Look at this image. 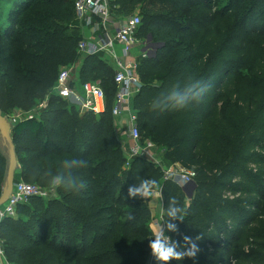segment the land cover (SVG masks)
Returning a JSON list of instances; mask_svg holds the SVG:
<instances>
[{
    "label": "trees",
    "instance_id": "trees-1",
    "mask_svg": "<svg viewBox=\"0 0 264 264\" xmlns=\"http://www.w3.org/2000/svg\"><path fill=\"white\" fill-rule=\"evenodd\" d=\"M10 2L0 24V110L22 112L12 131L15 182L49 189L44 172L76 159L84 165L70 175L86 187L18 203L15 216L0 220L5 260L159 264L148 247V200L128 197L129 186L155 178L163 208L172 196L186 205L168 236L180 243L201 237L194 258L171 264H264V0H109L112 16L139 10L137 37L161 44L138 58L141 87L132 99L141 141L162 150L161 164L136 155L128 166L111 114L115 69L101 52L78 53L75 0ZM79 60V81H98L104 90L103 112L80 113L53 90L59 68ZM195 80L211 84L199 103L153 110L155 100ZM170 164L194 170L190 197V188L162 179ZM4 169L0 155V194Z\"/></svg>",
    "mask_w": 264,
    "mask_h": 264
},
{
    "label": "built area",
    "instance_id": "built-area-1",
    "mask_svg": "<svg viewBox=\"0 0 264 264\" xmlns=\"http://www.w3.org/2000/svg\"><path fill=\"white\" fill-rule=\"evenodd\" d=\"M75 18L86 25H93L94 31L101 29V34L92 38L80 39L77 43V51L81 56L93 55L96 53H108L115 63L113 81L116 85V91L111 106V114L115 119L116 131L123 137L128 138L124 141V151L126 163L136 155H141L161 164V158L152 155L154 144L148 140L141 141L140 132L137 127L136 113L130 109V102L136 93L140 90L141 82L137 75L138 59H129L130 51L135 46H143V42L137 37L138 26L141 21L140 14L135 12L127 19H123L113 35H109L108 29L112 21V14L109 7V0H75L74 2ZM94 19L97 22H93ZM122 46L121 55L114 51V44ZM147 50L142 49L140 57L147 55ZM139 58V57H138ZM54 92L63 99L73 101L80 113L91 111L94 113L103 112L106 109L105 93L98 81L79 82L74 76L73 65H65L59 68L56 82L53 86ZM45 101L38 105L37 109L44 107ZM18 111V110H17ZM21 111L16 115H10L16 122L20 119ZM31 117V115H30ZM126 118V119H124ZM121 120L127 121V127ZM195 172L193 169H187L179 164H170L164 167L163 180L175 179L184 183L193 181ZM55 194L52 188H42L36 184L19 180L14 183L11 195L0 207V220L6 216H15L18 203L25 202L30 196L50 197ZM0 264H10L3 255L0 246Z\"/></svg>",
    "mask_w": 264,
    "mask_h": 264
},
{
    "label": "clouds",
    "instance_id": "clouds-1",
    "mask_svg": "<svg viewBox=\"0 0 264 264\" xmlns=\"http://www.w3.org/2000/svg\"><path fill=\"white\" fill-rule=\"evenodd\" d=\"M210 88L211 84L201 80H195L183 89L176 87L163 99L155 100L153 110L180 111L188 109L190 106L199 103ZM83 165V161L66 159L62 162L59 172L53 174L51 170H47L44 172V176L53 190L63 187L69 191H79L86 185L82 180L71 176L70 170ZM128 197L159 200L162 198L160 184L155 178H141L137 184L129 186ZM185 215L186 205L181 206L175 196L170 197L166 209L161 206V221H157L151 228L152 236L149 238L148 244L151 255L159 264H171L172 261H181L186 257L194 258L199 251L196 241L201 239L200 236L195 239L184 236L183 243H180L166 234L165 228L168 232H176L177 225L172 221H183ZM165 218H167L166 223Z\"/></svg>",
    "mask_w": 264,
    "mask_h": 264
},
{
    "label": "water",
    "instance_id": "water-1",
    "mask_svg": "<svg viewBox=\"0 0 264 264\" xmlns=\"http://www.w3.org/2000/svg\"><path fill=\"white\" fill-rule=\"evenodd\" d=\"M17 122L8 114L0 110V155L4 159L5 169L2 179V190L0 194V206H2L11 195L15 179L19 174V163L17 160V154L14 142L12 140V131ZM183 187L190 186L188 196H191V190L195 186L194 181L190 183H184L179 181ZM145 264H151L150 260H147Z\"/></svg>",
    "mask_w": 264,
    "mask_h": 264
},
{
    "label": "crops",
    "instance_id": "crops-1",
    "mask_svg": "<svg viewBox=\"0 0 264 264\" xmlns=\"http://www.w3.org/2000/svg\"><path fill=\"white\" fill-rule=\"evenodd\" d=\"M8 1L5 2V0H0V18H2V16L4 15V13L6 15L8 13V11L10 10V7L9 8H5L4 7L5 4L6 5L12 4L10 2V0H8ZM136 12H137V10H136ZM134 13H135V11H134ZM123 19H124L123 17L112 16V21H111L110 25L108 26L109 27V29H108L109 30L108 31L109 35H113L114 34V32H115V30H116V28L118 26V23L121 22ZM93 22L95 23V22H97V20L94 19ZM77 23H78V25L80 27V32H81L82 39H84V38H92V37L97 36V35H99V34L102 33L101 32V29H97L96 31H94L93 25H95L96 23L93 24V25H86V24H84V22H80V21H78ZM142 49L143 48L141 46H135V47H133L131 49V51H130V56L127 57L128 58L127 60H129V59H138V57H140V54H141ZM121 50H122V46L120 44H118V43H115L114 44V51H115V53L118 56L121 55V53H122ZM102 59L104 61L108 62L109 64H111L115 68L114 60H113L112 57L109 56L108 53H103ZM81 66H82V61L81 60H79L78 62H76L75 64H73V67H74V76L77 78L78 81H79V71H80ZM130 109L131 110L133 109L132 100L130 102ZM124 119H126V118H124ZM118 122H122L123 125L125 127H127V121L126 120H121V121H118ZM154 153H157V152H154ZM156 156L159 157L160 155H157L156 154ZM147 200L149 201L150 211H153L152 212V217H151V223H149L150 224L149 225L150 226V230H151V228L157 222V220L158 221H161L160 217H161L162 200L161 199H159V200H157V199H151V198L150 199H147ZM154 212L157 213L158 218L157 217L154 218V216H153L154 215ZM166 234H167V232H166Z\"/></svg>",
    "mask_w": 264,
    "mask_h": 264
},
{
    "label": "rangeland",
    "instance_id": "rangeland-1",
    "mask_svg": "<svg viewBox=\"0 0 264 264\" xmlns=\"http://www.w3.org/2000/svg\"><path fill=\"white\" fill-rule=\"evenodd\" d=\"M5 8H9V7H11V4L10 5H6L5 4V6H4ZM136 12V11H135ZM137 13H139L140 14V11L139 10H137ZM129 16H131V14H129V15H127V16H125V17H123L124 19H127ZM1 20H0V23L1 24H3L4 22H6V17H5V13H4V15L2 16V18H0ZM142 42H143V46L141 45V47L143 48V49H146L147 50V55L146 56H153V55H155V53H156V50L160 47V45L161 44H158V43H155V42H153L152 41V39H151V37H150V35H147V36H145L143 39H140ZM18 111L17 110H14V111H10L8 114H10V115H16V113H17ZM124 138V141L125 142H128V138L126 137V136H124L123 137ZM151 152L153 153L152 155H160L159 157H157V158H161V155H162V150L158 147V146H156L155 144H154V147L152 148V150H151ZM154 152H157V153H154ZM19 176V175H18ZM177 182H179V181H177ZM51 188V187H50ZM188 188H190V186H188ZM186 200L187 201H189V197H187L186 198ZM148 203H149V201H148ZM263 204H264V200H263ZM152 212L153 211H150V217H152ZM264 213V212H263ZM154 218H158V215H157V213H155L154 212ZM263 216V215H262ZM160 219H161V217H160ZM158 221V220H157ZM149 223H151V219H150V221H149ZM166 223V222H165ZM150 225V224H149ZM165 231L167 232V235H168V231H167V229L165 228Z\"/></svg>",
    "mask_w": 264,
    "mask_h": 264
}]
</instances>
